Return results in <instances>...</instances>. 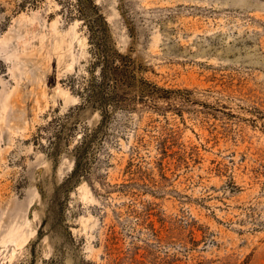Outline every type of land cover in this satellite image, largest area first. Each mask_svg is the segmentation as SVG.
<instances>
[{
	"label": "rangeland",
	"instance_id": "rangeland-1",
	"mask_svg": "<svg viewBox=\"0 0 264 264\" xmlns=\"http://www.w3.org/2000/svg\"><path fill=\"white\" fill-rule=\"evenodd\" d=\"M96 2L119 47L134 40L146 76L179 92L114 112L68 183L80 133L56 165L48 124L78 103L61 80L88 57V29L53 0L14 16L0 31V264H264V0Z\"/></svg>",
	"mask_w": 264,
	"mask_h": 264
},
{
	"label": "trees",
	"instance_id": "trees-1",
	"mask_svg": "<svg viewBox=\"0 0 264 264\" xmlns=\"http://www.w3.org/2000/svg\"><path fill=\"white\" fill-rule=\"evenodd\" d=\"M48 0H0V31H6L12 18L24 11L37 9ZM61 6L60 12L70 19H79L88 31V57L82 67L61 80L70 93L78 99L68 112L52 119L50 156L57 165L64 149L70 146L72 138L80 133L78 143L71 155L75 165L67 178L75 183L87 173L80 168L90 151L105 140V128L114 112L137 111L141 107H155L159 100H170L179 92L161 87L151 81L146 73L148 67L135 55L134 40L127 50L118 45L107 18L96 0H53ZM130 36L134 37L131 31ZM134 39V38H133ZM189 98V97H188ZM190 101V99H187ZM84 111L99 113L100 121L94 127L81 125L80 115ZM262 128L264 131V117ZM257 121V120H255Z\"/></svg>",
	"mask_w": 264,
	"mask_h": 264
},
{
	"label": "bare ground",
	"instance_id": "bare-ground-1",
	"mask_svg": "<svg viewBox=\"0 0 264 264\" xmlns=\"http://www.w3.org/2000/svg\"><path fill=\"white\" fill-rule=\"evenodd\" d=\"M75 98V97H74ZM77 100V98H75Z\"/></svg>",
	"mask_w": 264,
	"mask_h": 264
}]
</instances>
